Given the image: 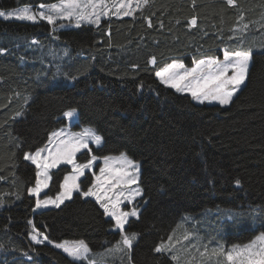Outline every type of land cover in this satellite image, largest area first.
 I'll use <instances>...</instances> for the list:
<instances>
[{
  "label": "trees",
  "instance_id": "trees-1",
  "mask_svg": "<svg viewBox=\"0 0 264 264\" xmlns=\"http://www.w3.org/2000/svg\"><path fill=\"white\" fill-rule=\"evenodd\" d=\"M57 2L0 0V10ZM237 3L148 0L132 15L67 29H56L61 22L0 19V264H89L32 242V224L52 242L83 240L92 251L120 240L114 221L79 193L59 208L35 212L28 190L37 169L23 155L65 126L70 109L78 111L76 129L93 126L103 137L92 155L126 153L141 164L139 219L125 226L139 238L130 253L117 250L106 264H177L154 248L185 215L207 210L261 213L257 229L230 235L228 245L264 232V0ZM193 17L197 24L190 26ZM239 30L252 60L228 106L198 104L156 77L173 61L191 67L203 58L223 59L225 49L237 50ZM67 172H53L48 195L60 191ZM92 183L88 173L81 187Z\"/></svg>",
  "mask_w": 264,
  "mask_h": 264
},
{
  "label": "snow or ice",
  "instance_id": "snow-or-ice-1",
  "mask_svg": "<svg viewBox=\"0 0 264 264\" xmlns=\"http://www.w3.org/2000/svg\"><path fill=\"white\" fill-rule=\"evenodd\" d=\"M146 4L148 0H143ZM227 6L231 8L238 7L237 0H225ZM132 0H112L111 6L107 0H59L58 3L40 4L36 10L29 6H24L20 9H13L5 12L0 10V17L5 19H16L19 21H27L37 23L40 20L46 21L50 25H56L58 20L75 21V26L80 27L82 22L98 25L101 16H107L109 12L115 9V15L124 16L132 15L128 9L131 8ZM195 5V0H193ZM123 10V11H122ZM243 16L240 17L243 20ZM197 24L196 17L190 20V26ZM65 25L61 24L60 27ZM151 26V21H149ZM247 28V25L244 26ZM55 30V29H53ZM251 60L250 50H235L227 49L223 52V60L215 57L200 59L195 62L191 68L185 67L181 62H172L160 68L155 72L161 84L168 88L174 89L179 93H189L193 99L199 103L218 102L221 105L231 103L233 96L240 90V86L247 79L249 65ZM152 65L156 64V59L153 57L150 61ZM231 73V75H229ZM21 115V113H17ZM68 118H74L76 110H70L64 113ZM67 136V138H63ZM57 138L54 147L52 138ZM93 141L96 146L102 144L103 138L92 129H85L82 133H65L62 129L58 132H53L49 138L48 144L39 148L34 153L26 152L23 159L30 161L36 166L39 171L36 173L35 185L28 191L36 197L35 208L40 209L48 205H54L59 208L66 199H71L73 192H77L83 197H95L103 209L105 215L114 219V228L118 230L120 240L117 241L116 249L123 251L129 250L138 240L139 234L135 232H126L125 226L129 224V218L139 219V211L133 206L130 210L124 211L120 205L124 200L132 203L137 196L142 195V191L137 186L139 181V165L127 158L125 154L119 157H104L105 165L99 169V175L95 172L91 174L95 177V182L91 184L87 190H82L80 177L85 175V169H91L93 162L97 159L92 155L87 163H76V153L82 149L91 152L89 141ZM42 153L46 155L42 158ZM110 161H114L110 165ZM61 163L72 165L73 174L65 176L63 183L60 185L59 191L55 197L47 195L43 199L40 198L42 191L48 188L51 176L49 169L56 168ZM107 172V175H106ZM239 185L240 181L237 180ZM128 193L125 195V193ZM123 198V200H122ZM2 203V201H0ZM32 224V221H29ZM33 233L31 239L37 244H43L48 240L47 235L41 232L32 224ZM173 235H170L167 240L161 241L154 251L159 254L173 252L175 244L173 243ZM185 240L189 239L188 235L184 236ZM51 243V241H49ZM175 243H180L176 241ZM121 245L123 247H121ZM57 248H62L73 260L84 261L88 260L90 249L83 241H64L55 245ZM227 261V264H264V235L257 236L251 243L243 247L234 246L226 253L223 249H219ZM129 260L131 257L129 255ZM171 260L179 261V255L173 252ZM89 264H95V261H89Z\"/></svg>",
  "mask_w": 264,
  "mask_h": 264
},
{
  "label": "rangeland",
  "instance_id": "rangeland-1",
  "mask_svg": "<svg viewBox=\"0 0 264 264\" xmlns=\"http://www.w3.org/2000/svg\"><path fill=\"white\" fill-rule=\"evenodd\" d=\"M117 2H118V0H117ZM107 3L109 4V6H111L112 0H107ZM144 6H145V3L143 2V0H132L131 8L128 9V10L133 13L136 10L141 9ZM23 7L24 6H21V7H18V8H14V9H20V8H23ZM29 7H31L33 10H36V8H37V7L34 8L32 6H29ZM11 10H13V9H8V10H3V11L8 12V11H11ZM114 11H115V9H113L111 12H109L107 16H103L102 15L99 23L105 17H109L111 15L117 16V15L113 14ZM121 16H124L122 14V12H121ZM0 19L9 20V21H19V20H16V19H5V18H2V17H0ZM58 23H60V24H59V26H57L56 29L77 28L75 26V21L74 20L71 21V22L66 21V20H58L57 24ZM61 24L65 25V26L64 27H60ZM82 25H93L94 26V24H88V23H83V22H82L81 26ZM95 26H97V25H95ZM237 37H238L237 50H245V49H243V45L247 42V39L245 37L244 31L239 30L237 32ZM173 62H181V61H173ZM181 63H183V62H181ZM250 63H251V60H250ZM185 67H187V66H185ZM187 68H191V67H187ZM229 75H231V73H229ZM244 84H245V82H244ZM243 85L240 86V90L243 87ZM239 91H237L236 94ZM184 94L190 95L189 93H184ZM236 94L233 97H235ZM193 100L196 103H198V104H208V105L209 104H217V105H220V106H227V105H221V104H219L218 102H215V101H213L211 103L208 102V101H205L204 103H199L195 99H193ZM70 110H73V109H70ZM70 110H68V111H70ZM65 118H66V122H67L66 126H63V127L59 128V129L55 130L54 132H58V131L63 129L65 131V133H73V134H75V133H82L85 129H92L98 135H100L93 126H83L81 129H75L74 128L75 127L74 125L76 123H78V111L77 110H76V115H75L74 118L70 119V118H68L66 116H65ZM51 134L49 135V138L51 137ZM49 138H48V141H47L46 144H48ZM63 138H67V136H65ZM52 140H53V144L49 145L50 147H54L55 146V143L57 142V138L53 137ZM102 144H103V140H102ZM92 145L95 146V147H98V146H96L94 144L93 141L90 140L89 141V148H91V150H92ZM84 153H86V156H89V157L84 156L83 155ZM121 154L122 153L115 154V155H108V156H105V157L116 158V157H119ZM123 154H125L128 159L134 161L136 164L139 165V181H138V184L137 185H132L131 187L136 188L138 186L139 189L142 191V195L137 196L132 203H129L128 201L124 200L123 203L120 205V207L124 211H128L133 206H135L134 204L136 203V201L139 200L143 196V189L140 186L141 164H140V162H138V161L134 160L133 158H131L126 153H123ZM44 155H46V153H42V158H43ZM91 156H92V151L90 153H88L86 149H82L80 152L76 153V157H75L76 163H78V164L87 163L88 160L91 158ZM113 162L114 161H110L109 162L110 165ZM99 163H101V167H104V165H105L104 157H102V158H98L97 157V159L93 162L92 168L90 170L89 169H85V175L80 177V179L78 181V183H80V186H81L82 179H84V177H86V175L88 173L93 178V183L95 182V177L91 173L95 172L96 175L100 174L99 173V169H98V171H96V166ZM62 167H68L69 168V172H67L63 176V179H64L65 176L73 174L72 165L71 164H67V163H61L56 168L49 169V175L51 176V180L49 181L48 188L41 192V194H40V198L41 199H43L45 197V193H47V195L49 194L48 192H49V189L51 187V182H52V178H53V172H55L56 170H58V169H60ZM37 171H39V169H37ZM106 175H107V172H106ZM62 183H63V181H62ZM81 189H82V187H81ZM60 191H61V189H60ZM76 193L77 192L74 191L73 194H72V197ZM56 194L55 195H49V196L55 197ZM127 194L128 193L126 192L125 195H127ZM31 196H33V195H31ZM34 198L36 199V197H34ZM85 198H92L93 200L96 201L95 197H92V196L85 197ZM69 200L70 199H66L64 201V203L66 201H69ZM122 200H123V198H122ZM97 203L99 204V202H97ZM63 204H61V205H63ZM51 208H57V207H55L54 205H48L47 207H42L40 209H36L35 208V211L39 212L41 210L51 209ZM138 211L140 213V209H138ZM108 217L111 218L114 221V219L112 217H110V216H108ZM130 219H132V217H130L129 220ZM262 221L263 220H262L261 213H257V212H255L252 209L235 210V209H223V208H220V209H217V210H207L206 212H203L201 214L185 215L184 218L179 223L178 227L176 228L175 232H173V233H175V235L173 236V243L175 244L173 252H175L176 254L179 255V261L178 262L176 261V262H177V264H227V261H226L225 257L223 255H221L219 249L222 248L223 251L226 253L227 251H230L234 246L243 247L244 245L251 243L254 239H256L257 236L264 235V232H261V233L257 234L251 241H249V242H247L245 244L228 245L229 236L230 235H234V234L243 233L244 231H248L249 229L255 230V229H257V227L259 225H261ZM114 223H115V221H114ZM112 231L118 232V230H116L114 227H113ZM32 234H34V233H31V235ZM31 235H30V239H31ZM185 235L189 236L188 240L184 239ZM177 240L180 241V243H178V244L175 243ZM66 241L73 242V241H76V240H66ZM32 242L36 243L33 240H32ZM45 242H48V240L45 241ZM63 242H61V243H63ZM56 244H58V243L51 242V245H53V246H55ZM116 244L117 243H115V245H113L112 247H109L108 249H104L102 251H92L89 248L91 251H90V253L88 255V261H90V260L91 261H95V264H106L107 263V260H106L107 256H110L115 251H117V249L115 247ZM121 247H123V246L121 245ZM58 249H60L62 252H64L62 248H58ZM125 250H127V249H125ZM173 252H169L170 255H172ZM65 254L68 255L67 253H65ZM75 261H78V260H75Z\"/></svg>",
  "mask_w": 264,
  "mask_h": 264
},
{
  "label": "crops",
  "instance_id": "crops-1",
  "mask_svg": "<svg viewBox=\"0 0 264 264\" xmlns=\"http://www.w3.org/2000/svg\"><path fill=\"white\" fill-rule=\"evenodd\" d=\"M114 16V15H113ZM250 50V49H249ZM209 58V57H208ZM204 59H206V58H204ZM223 60V59H222ZM195 65V64H194Z\"/></svg>",
  "mask_w": 264,
  "mask_h": 264
}]
</instances>
